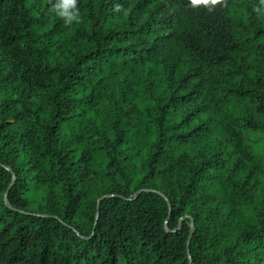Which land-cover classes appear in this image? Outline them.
Masks as SVG:
<instances>
[{"label":"trees","instance_id":"16d2710c","mask_svg":"<svg viewBox=\"0 0 264 264\" xmlns=\"http://www.w3.org/2000/svg\"><path fill=\"white\" fill-rule=\"evenodd\" d=\"M57 2L0 0V264H264L262 0Z\"/></svg>","mask_w":264,"mask_h":264},{"label":"clouds","instance_id":"9594fccd","mask_svg":"<svg viewBox=\"0 0 264 264\" xmlns=\"http://www.w3.org/2000/svg\"><path fill=\"white\" fill-rule=\"evenodd\" d=\"M264 3V0H262ZM76 0H71V7H75ZM54 10L56 11L57 15L60 16L66 26H71L73 22L79 23L80 22V14L78 10L73 12H69L65 7L64 0H58V2L54 5ZM117 10H119V6H117Z\"/></svg>","mask_w":264,"mask_h":264},{"label":"rangeland","instance_id":"374dc122","mask_svg":"<svg viewBox=\"0 0 264 264\" xmlns=\"http://www.w3.org/2000/svg\"><path fill=\"white\" fill-rule=\"evenodd\" d=\"M164 1L167 2L168 5L172 4L171 0H164ZM163 32L165 31L163 30ZM183 56H184V52L176 48L170 47L166 50L165 53L157 55V63L159 65H163L165 68H169L171 66L172 59Z\"/></svg>","mask_w":264,"mask_h":264},{"label":"water","instance_id":"95a60500","mask_svg":"<svg viewBox=\"0 0 264 264\" xmlns=\"http://www.w3.org/2000/svg\"><path fill=\"white\" fill-rule=\"evenodd\" d=\"M98 210H99V203H98Z\"/></svg>","mask_w":264,"mask_h":264}]
</instances>
